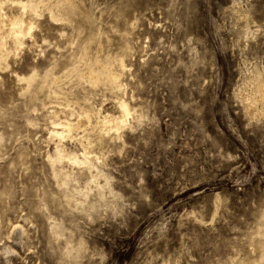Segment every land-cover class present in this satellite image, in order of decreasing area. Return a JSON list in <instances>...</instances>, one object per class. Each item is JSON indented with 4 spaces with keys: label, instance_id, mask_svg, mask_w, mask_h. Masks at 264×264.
<instances>
[{
    "label": "rangeland",
    "instance_id": "374dc122",
    "mask_svg": "<svg viewBox=\"0 0 264 264\" xmlns=\"http://www.w3.org/2000/svg\"><path fill=\"white\" fill-rule=\"evenodd\" d=\"M0 27V264H264V0H0Z\"/></svg>",
    "mask_w": 264,
    "mask_h": 264
},
{
    "label": "bare ground",
    "instance_id": "6f19581e",
    "mask_svg": "<svg viewBox=\"0 0 264 264\" xmlns=\"http://www.w3.org/2000/svg\"><path fill=\"white\" fill-rule=\"evenodd\" d=\"M23 10H25V8H23ZM3 23V22H2ZM24 20L21 19L20 17H11L10 19H8V34L9 37L13 43V45L15 47H19L21 45H23L24 43V38L26 36H30L31 34V30L33 29V26L31 23H29V25L25 26L24 25ZM1 28V27H0ZM3 29V27H2ZM6 30V29H5ZM4 30V32H5ZM3 32V33H4ZM2 33V32H1ZM6 35V33H5ZM1 36V35H0ZM8 37V38H9ZM4 38H6V36H4ZM2 40V39H1ZM6 40V39H5ZM9 41V40H8ZM4 42L3 40L1 41V43ZM3 44V43H2ZM7 44V43H6ZM4 45V44H3ZM13 46V47H14ZM4 49V46H3ZM16 49V48H14ZM10 52V51H9ZM98 62V61H97ZM99 64V63H98ZM101 65V64H100ZM124 65V64H123ZM103 67V66H102ZM98 68V67H97ZM125 68V66H124ZM105 69V68H104ZM100 70V69H99ZM113 71V70H112ZM116 72V71H115ZM118 73V72H117ZM103 74V73H102ZM90 77V76H89ZM101 74L100 73H95L93 75V79L95 82H98L101 79ZM107 79L108 78H112V77H116V74L114 73H110L107 74L106 76ZM92 79V80H93ZM91 80V81H92ZM257 83V82H256ZM258 92L260 94V97H264V85L263 83L260 81L258 83ZM261 97V98H262ZM256 101V100H255ZM117 105H118V109L120 111V115L118 117H111V116H106L103 118V125H102V129L106 132L104 133H109V132H115L118 133L121 129H123L127 124L128 119L130 118L131 114L130 113V109L127 105V103H125L124 100L122 99H118L117 100ZM254 105V104H253ZM248 106V105H247ZM253 107V106H252ZM250 108V107H249ZM252 109V108H251ZM249 110V109H248ZM253 111V110H252ZM250 112V111H248ZM258 114V113H257ZM100 125V124H99ZM51 130H50V135L54 138H58L59 141H61V139H63L65 137V135L70 131V129L72 128V124L68 121H61V122H52L51 123ZM100 130V129H99ZM100 132V131H99ZM102 132V131H101ZM87 149V148H86ZM85 155H89L88 152H85Z\"/></svg>",
    "mask_w": 264,
    "mask_h": 264
}]
</instances>
